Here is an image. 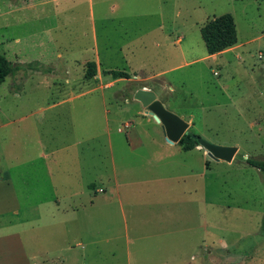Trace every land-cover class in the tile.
<instances>
[{
    "label": "rangeland",
    "instance_id": "rangeland-1",
    "mask_svg": "<svg viewBox=\"0 0 264 264\" xmlns=\"http://www.w3.org/2000/svg\"><path fill=\"white\" fill-rule=\"evenodd\" d=\"M17 1L0 0V10ZM35 1L20 11L0 16V54L12 66L0 84V117L3 113L21 117L0 129V144L7 152L8 162L19 159L21 145H26L27 155L36 151L37 134L48 131L53 113L48 110L39 119L41 113L37 109L60 97L64 90L52 85L49 88L27 85L32 82L30 78L39 75L58 82L59 87L69 80L75 86L74 92L85 91L89 98L104 96L108 117H115L110 128L122 148L127 147L125 130L132 124L136 126L137 118L150 115L133 98L135 90L143 86L151 87L168 110L187 121L191 132L214 144L237 147L231 161L214 160L198 146L177 151L179 157L170 156V161L184 162L179 169L183 180L171 181V185L178 184L185 192V225L179 233V248L167 247L157 257L151 241L142 240L149 245L140 259L135 242L126 243L120 225L116 233H100V238L114 235L119 238L101 243L97 262L88 264H128L126 246L130 264L134 260L154 264L164 258L169 264H264V236L259 232L264 215V175L246 163V158L264 159V0H53L46 4ZM224 13H230L234 19L236 47L200 59L208 55L200 27ZM34 36H112L113 44L123 40L126 45L123 57L117 55L110 63L116 62L113 68L128 71L130 77L112 79L102 73L110 67L100 62L96 74L85 78L87 61L82 68L74 66L68 74L64 59L56 62L54 74H40L33 69L31 74L27 73L26 64L41 49L31 45L41 43L34 41ZM177 36L183 37L182 49L174 47L177 43L166 49L161 46L164 38L170 37L172 41ZM190 60L195 61L182 64ZM50 75L54 76L50 79ZM24 84L26 90H21ZM18 87L20 95L15 96ZM118 105L122 111L115 115ZM93 109L90 104L84 114L88 117L85 123L79 111L71 116L67 105L58 107L55 111L58 118L53 124L58 141L61 137L71 142L72 133L85 135L87 123L91 131L92 122L96 124L97 119V111L94 114ZM142 123L139 128H155L154 123L148 124L143 119ZM118 127L123 131L117 132ZM103 136L83 140L76 146L84 183H105L104 179H108L110 158ZM138 153L125 159L136 161ZM121 156L126 157V153ZM169 168L171 176L173 166ZM120 222L123 224L121 217Z\"/></svg>",
    "mask_w": 264,
    "mask_h": 264
},
{
    "label": "crops",
    "instance_id": "crops-1",
    "mask_svg": "<svg viewBox=\"0 0 264 264\" xmlns=\"http://www.w3.org/2000/svg\"><path fill=\"white\" fill-rule=\"evenodd\" d=\"M32 1L34 0H18L16 4L6 5L5 9L0 10V16L29 7ZM47 1L53 0L35 2L46 4ZM34 37L36 38L34 41L41 40V43L31 45L40 46L41 49L32 61L48 69L47 72H43V68L40 67L33 71L40 74H54L57 69L56 62L61 59H64V69L68 74L74 70V66L82 68L86 61H94L97 67L102 62L112 69V65L117 64L110 63L111 58H116L117 55L123 57L126 46L122 43L123 40L113 44L112 36ZM164 41L161 46L165 49L170 47L171 43H177L178 46L174 47L182 49L180 43L183 37L177 36L172 41L170 37L164 38ZM236 45L222 52L207 53L208 55L200 59L225 53L234 49ZM195 60L184 61L182 64ZM27 70V73H32L31 69ZM53 76L50 75V79ZM30 80L31 84L27 85L34 88L40 86L49 88L52 85L56 89L64 90L60 97L48 101L37 109L41 113L39 119L44 118L48 110L53 113L50 116L48 131L37 134L38 146L33 154L27 155L26 145H21L19 159L8 162L5 159L7 152L0 144V264L95 263L99 257L97 250L100 244L119 238L118 235L100 238V233H116L120 225L125 232L126 243L135 242L140 259L144 256V249L149 245L142 240L151 241L154 255L157 257L167 247L179 248V233L184 231L185 225V192L180 190L178 184L171 185V181L178 183L183 180L184 175L179 169L184 167V162L170 161L169 158L171 155L179 157L180 154L177 152L179 150H188L180 147L177 142L168 143L161 124L150 115L146 118H137L136 126L132 124L125 130L127 147L122 148L117 142L115 132L110 128L111 121L115 123V117H108L109 111L104 96L89 98L85 91L74 92L75 86L69 80L61 82L63 86L60 87L58 82L47 80L42 75L34 76ZM27 85L24 84L21 90H26ZM19 88L15 90V96L20 95ZM143 88L152 89L148 86ZM138 103L142 106L136 101V104ZM78 104L80 107H76ZM90 104L94 105V114L97 111L96 124L92 122L91 131L87 123L85 135L71 132V142L68 138L61 137L58 141L57 128L53 126L58 118L55 113L57 108L67 105L71 110V116L75 111H79L80 115L85 117L82 122L86 123L88 117L84 114L89 111ZM116 108L114 114H120L121 107L118 105ZM1 117L0 129L21 119L5 113ZM142 119L148 124L154 123L155 128L151 130L139 128L138 126L143 125ZM122 131L117 128V132ZM101 134L108 145L110 158L108 179H104L105 183H84L76 146L83 140L99 138ZM57 142L61 144H55ZM137 151L138 160H126L129 158L127 156ZM123 152L126 153V157L121 156ZM171 165L177 168H172L174 173L170 176ZM101 177L102 174H99L100 181L103 180ZM120 217L123 218V224H120ZM129 233L132 234L131 237ZM126 249L125 256L127 263L130 264L132 262L130 251L127 246ZM151 258L155 260L153 255ZM132 264L141 263L134 260ZM154 264L169 262L164 258L163 261Z\"/></svg>",
    "mask_w": 264,
    "mask_h": 264
},
{
    "label": "trees",
    "instance_id": "trees-1",
    "mask_svg": "<svg viewBox=\"0 0 264 264\" xmlns=\"http://www.w3.org/2000/svg\"><path fill=\"white\" fill-rule=\"evenodd\" d=\"M200 35L204 42L206 52L208 54H214L222 52L225 49L232 47L237 43V30L234 19L230 13H224L218 16H214L207 20L200 27ZM27 69L43 68V72H47L48 69L44 65H38V62L32 61L27 63ZM12 71L10 61L2 54H0V84L4 81L5 77ZM97 72L96 64L94 61H87L85 64V78L93 77ZM102 73L109 75L112 79L129 78V72L123 69H107L102 70ZM183 149L190 150L197 146V141L193 139L189 134H183L177 142ZM246 163L252 167L257 168L264 175V159L246 158ZM92 187V186H91ZM260 234L264 236V215L262 217Z\"/></svg>",
    "mask_w": 264,
    "mask_h": 264
},
{
    "label": "water",
    "instance_id": "water-1",
    "mask_svg": "<svg viewBox=\"0 0 264 264\" xmlns=\"http://www.w3.org/2000/svg\"><path fill=\"white\" fill-rule=\"evenodd\" d=\"M133 98L140 102L145 108V112L161 124L165 140L168 143L178 142L182 135L186 133L195 139L197 146L204 148L207 155L212 159L223 161L233 159L237 147L214 144L188 130V122L168 110L163 102L156 97L153 90L143 87L137 88L133 93Z\"/></svg>",
    "mask_w": 264,
    "mask_h": 264
}]
</instances>
